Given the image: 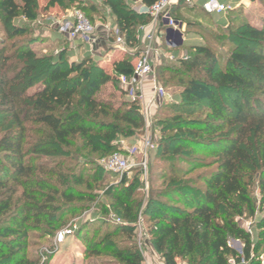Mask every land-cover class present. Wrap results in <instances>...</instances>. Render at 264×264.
<instances>
[{"label":"trees","instance_id":"1","mask_svg":"<svg viewBox=\"0 0 264 264\" xmlns=\"http://www.w3.org/2000/svg\"><path fill=\"white\" fill-rule=\"evenodd\" d=\"M65 1L49 0L46 8ZM67 1L77 2L92 21L94 5ZM131 1L148 8L158 0ZM107 2L126 43L139 45L128 58L115 63V76L131 75L133 60L143 52L137 20L149 16L131 10L125 0ZM182 8L206 13L182 3L173 8L175 17ZM37 9L38 0H0V119L12 120L8 126L0 121V241L22 255L15 264H33L22 254L32 224L38 229L43 224L46 233L54 235L65 226L66 216L85 208L78 201L94 199L74 188L84 183L83 176L71 179L58 174L54 166L40 162L41 156L54 155V145L74 148L77 154L115 152L117 136H132L145 127L138 101L122 110L97 97L115 76L90 57L69 64L64 60L66 49L57 56L40 55L33 41L14 40L28 34L27 26L17 20L35 19ZM223 28L226 32L217 38L235 43L228 56L199 34L205 42L192 44L189 56L175 58L177 66L166 64L165 56L159 64L158 83L181 88L180 101L158 120L164 137L155 152L167 164V172L162 187L152 190L145 212L151 244L164 264H230L231 259L260 264L256 258L264 249V219L258 221L254 234L238 221L255 217L264 207V23L242 24L236 27L243 29L240 32L231 22ZM37 81L41 86L29 93ZM212 166L198 179L188 178L195 169ZM70 181L75 185L63 187ZM123 181L125 185V174ZM137 184L136 180L121 191L115 186L107 189L113 209L127 223L105 232L95 244L87 237L89 255L109 253L118 264H143L134 236ZM19 187L23 193L15 200ZM175 194L183 197L182 203L168 202ZM120 233L128 235L122 241L125 245L114 240ZM233 240L243 244L242 254L232 247ZM52 252L54 247L49 249Z\"/></svg>","mask_w":264,"mask_h":264},{"label":"rangeland","instance_id":"2","mask_svg":"<svg viewBox=\"0 0 264 264\" xmlns=\"http://www.w3.org/2000/svg\"><path fill=\"white\" fill-rule=\"evenodd\" d=\"M49 0H38L37 16L33 20H26L20 18L18 23L24 24L28 28V34L25 37H18L16 40L18 43H27L33 41L34 50L40 54H54L57 56L63 49L67 50L64 60L69 64L76 61H81L85 57H90L91 60L96 62V65L103 68L107 73H113L115 63L120 62V58H128L131 52L138 48V44L134 47H130L127 43L124 45L118 42L119 37L125 40V35L121 32L116 23V17L112 12L111 7L108 4V0H82V2L88 5H94L96 11L93 12L92 23L94 25V33L92 41L88 38L79 36L78 39L73 42L69 38L67 33L61 32L60 26L70 15L71 10L78 8L77 2L65 1L63 4L54 6V11L51 8H46ZM230 2L231 0H225ZM240 1V0H239ZM116 2V1H115ZM129 8L136 13H140L142 7L137 2L131 0H125ZM181 11L175 12L179 19L186 25L185 36L186 39L180 33L171 32L169 42L172 46L168 45V40H164L162 52L163 56L167 59L166 64L170 66H177L174 60H171L167 55H174L176 58L189 56L192 52V44L205 42V40L199 37V34L206 36L208 42L221 51L225 56L229 55L230 46L235 44L229 40L222 42L217 38L218 34L226 32L225 26L231 22L232 27L236 32H240L243 29H236L245 23H251L255 26H261L264 23V0H244L240 6L230 11V13L221 15H207L202 11L189 10L188 8H182ZM137 20L138 24L142 26L144 20ZM180 21V20H179ZM2 28L0 27V36H2ZM165 33V30L163 31ZM108 39V41L103 40ZM167 38V39H168ZM11 42V41H10ZM107 42V43H106ZM142 42V41H141ZM238 44H241V40H237ZM236 43V44H237ZM232 44V45H231ZM110 49H114L116 53H109ZM114 54V55H112ZM105 57V59H104ZM113 66L111 67V64ZM159 64L155 63V75L159 74ZM169 73V72H168ZM166 73V74H168ZM115 74V72H114ZM113 76V74H110ZM116 75V74H115ZM114 77V76H113ZM161 82V81H160ZM162 85V82L160 83ZM41 86V81H37L36 84L29 89V93L35 92ZM167 90L170 100H164L157 103L152 110L150 127L147 126L145 115V127L143 130L135 131L132 136H117L113 141V145L116 146L117 151L130 158V167L124 172L111 170L107 167L106 161L115 152H88L84 151L80 154L75 153L74 148L54 145V155H43L40 158V162H45L49 168H53L54 172L63 174L65 176H83L85 179L81 185L70 183L63 185V187L74 186L77 192H84L93 196V200H82L76 204L78 206H85L84 209H78L75 213L66 216L65 226L54 231V235H49L46 232V228L42 224L43 228L31 226L29 235L27 238V248L22 253L25 254L33 264H118L115 257L109 253L101 255H93L87 253L88 244L86 238H91L93 243L97 242L107 231H112L119 228L121 225L127 222L115 211L112 207V199L106 195L107 189L111 186H115L119 191L124 186L137 180V186L133 193V199L138 202L139 213L134 226L136 244L139 248V234L137 230V224L142 218L144 221V228L148 233L145 212L150 203V196L153 189L162 187L163 176L167 172V164L157 156V152L151 153V159L148 162V177L144 179L143 169L141 166L144 154L146 151L145 141L146 139H152L156 145L162 142L164 133L162 131V124L158 122L161 118H164L166 113L171 111V106L180 101L181 88L175 85H168L163 87ZM146 93V91H144ZM97 97L102 100L111 102L116 108L122 106V110L129 107L134 102V93L127 90L123 86L118 77L105 84L101 90L97 93ZM225 98V94L223 96ZM138 103H142V99L138 100ZM126 104V105H124ZM199 115L198 117H200ZM196 118V117H195ZM0 121L4 123L5 118H1ZM12 123L11 119H7L6 126ZM26 126L31 128V123L26 122ZM168 134V133H167ZM198 152V151H197ZM195 152V153H197ZM68 154V155H67ZM84 154V155H83ZM198 154V153H197ZM206 159H211L209 155H203ZM181 166H187L181 163ZM214 169V166L209 168L195 169L188 178L192 177L198 179L203 174L209 173ZM126 175V183L123 185V176ZM201 183H199L200 185ZM62 186V185H61ZM62 187V188H63ZM23 193L22 187L17 189L16 197ZM256 196L260 198L258 189L255 190ZM173 198V199H172ZM168 202L171 204H179L183 202V197H179L177 194L173 195ZM24 199V197L22 198ZM24 202V201H22ZM64 203L63 200H61ZM264 219V207L259 209L253 218L241 217L238 218L239 223L247 230L252 231V234L256 232V225L259 220ZM120 220V221H119ZM33 222V221H32ZM77 226V230L72 235L66 237V239L59 243L57 241L58 234L66 229ZM81 227L83 230L80 233H76ZM126 234L120 233L114 240L118 244L125 245L122 241L125 240ZM146 247L141 252L143 256V264H164L162 256L155 251L152 246L151 238L148 233L146 237ZM232 247L240 254L243 251V244L240 241H231ZM54 247V252L49 253V249ZM22 256V255H21ZM17 253H13L10 248L0 241V264H15L18 258H21ZM256 260L260 264H264V249H261L257 255ZM181 264H187L186 261H180ZM232 264H239L234 262ZM241 264H247L242 261Z\"/></svg>","mask_w":264,"mask_h":264},{"label":"built area","instance_id":"3","mask_svg":"<svg viewBox=\"0 0 264 264\" xmlns=\"http://www.w3.org/2000/svg\"><path fill=\"white\" fill-rule=\"evenodd\" d=\"M185 5L196 6L199 5L206 13L213 15L227 14L230 11L237 9L241 2L244 0H238V2H228L225 0H206L203 4H197L195 0H182ZM173 0H158L151 7H142L141 12L146 13L149 18L156 24H165L166 27H170L176 31L184 32L185 24L182 21L176 19L173 14V6L178 4ZM140 12V13H141ZM60 26L61 32L67 33L69 38L73 42L78 39L79 36L88 38L92 41L91 36L94 33V25L88 16L78 8L71 10L70 15ZM157 27V26H156ZM143 28V27H142ZM149 32L145 37V48L143 52L137 56L133 62V72L131 75L121 74L118 76L120 83L127 88L128 91L134 93V101L142 99L141 111L145 115L147 126L152 124L151 115L155 105L160 101L170 100L167 90H165L157 81L155 75V63L160 62L163 56L160 47L156 44L155 35L156 30ZM119 43L126 44V41L119 37ZM155 42V43H154ZM171 60L176 57L174 55H167ZM151 81L154 88V94L149 102H144V88L146 83ZM146 151L142 160L141 166L143 169L144 179L148 177V162L151 159V153L156 151L157 145L152 139H146L145 141ZM106 165L111 170H116L124 173L130 167V158L123 155L121 152H115L110 158L107 159ZM120 221V220H119ZM139 234V248L143 253L146 247V237L148 233L144 228V221L141 218L137 224ZM77 230V226L73 228H66L62 230L58 236L57 241L62 243L67 236L72 235ZM236 262L234 259L230 260V264Z\"/></svg>","mask_w":264,"mask_h":264},{"label":"crops","instance_id":"4","mask_svg":"<svg viewBox=\"0 0 264 264\" xmlns=\"http://www.w3.org/2000/svg\"><path fill=\"white\" fill-rule=\"evenodd\" d=\"M175 3L178 1L179 3L178 4H175L173 6L174 7H178L179 4H182L183 1L182 0H173ZM197 2V4H203L206 0H195ZM231 2H238V0H231ZM197 7H199V5H196ZM191 7V6H190ZM51 10L54 11V7H51ZM157 26V27H156ZM143 27V28H142ZM155 28H157L156 30V35H155V41H156V44L159 45L160 47V50L161 52L163 51L162 48H163V44H164V40H168L169 42V36H170V33L171 32H177L176 30L170 28V27H166L165 24H160L159 25H156L150 18H148L147 20H144L143 23H142V26H140V37H141V43H142V48L144 50L145 48V37L146 35L149 33V32H153L155 31ZM185 29H186V25L184 26V32H185ZM165 30V33H163V31ZM179 32V31H178ZM184 32H179L180 35L183 37V40L186 39V36L184 34ZM168 38V39H167ZM202 39V38H201ZM108 41V39H105L103 40L104 41ZM105 43V42H104ZM107 43V42H106ZM155 43V42H154ZM168 45L172 46L170 44V42L168 43ZM109 53H116V51L114 49H110L109 50ZM163 54V52H162ZM114 55V54H112ZM105 59V57H104ZM123 60V58H120ZM135 60V59H134ZM133 60V62H134ZM113 66V63L111 64V67ZM109 69H107L106 71H108ZM115 72V71H114ZM114 72L112 73H109L108 74H113V76H115ZM144 91H146V93H144V102H149L150 99L152 98L153 94H154V88H153V84L151 81L147 82L146 83V86L144 88ZM156 264V263H155ZM159 264H163L161 262H159Z\"/></svg>","mask_w":264,"mask_h":264}]
</instances>
